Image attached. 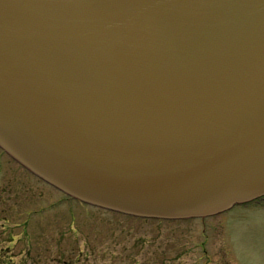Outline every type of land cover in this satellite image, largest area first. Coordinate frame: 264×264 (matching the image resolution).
Listing matches in <instances>:
<instances>
[{
    "label": "water",
    "instance_id": "95a60500",
    "mask_svg": "<svg viewBox=\"0 0 264 264\" xmlns=\"http://www.w3.org/2000/svg\"><path fill=\"white\" fill-rule=\"evenodd\" d=\"M0 148L135 217L264 197V0H0Z\"/></svg>",
    "mask_w": 264,
    "mask_h": 264
},
{
    "label": "rangeland",
    "instance_id": "374dc122",
    "mask_svg": "<svg viewBox=\"0 0 264 264\" xmlns=\"http://www.w3.org/2000/svg\"><path fill=\"white\" fill-rule=\"evenodd\" d=\"M2 151L0 260L12 259L16 264H264V197L205 217H135L72 198Z\"/></svg>",
    "mask_w": 264,
    "mask_h": 264
},
{
    "label": "trees",
    "instance_id": "16d2710c",
    "mask_svg": "<svg viewBox=\"0 0 264 264\" xmlns=\"http://www.w3.org/2000/svg\"><path fill=\"white\" fill-rule=\"evenodd\" d=\"M0 263H4V264H16L12 259L10 260H0Z\"/></svg>",
    "mask_w": 264,
    "mask_h": 264
}]
</instances>
